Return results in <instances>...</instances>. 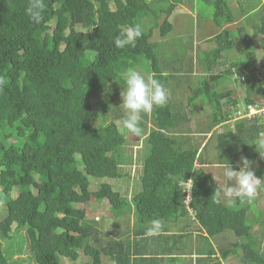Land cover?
<instances>
[{"label":"trees","instance_id":"obj_1","mask_svg":"<svg viewBox=\"0 0 264 264\" xmlns=\"http://www.w3.org/2000/svg\"><path fill=\"white\" fill-rule=\"evenodd\" d=\"M198 1L185 0L187 5ZM152 2L45 0L44 19L37 25L26 14L28 0H0V264H23V241L34 264H59L61 257L73 264H106L109 258L117 264H152L154 257L132 258L140 254L134 243L139 251L153 254L154 241L166 237L168 245L180 237L176 230L187 228L188 210L179 183L188 177L193 181L189 207L195 220L208 233L231 229L247 241L246 257L239 261L264 264V245L255 250L258 239L251 223L241 209L215 202L217 186L211 176V168L232 164L226 160H233L239 147L255 154L264 119L237 118L241 107L219 113L220 94L210 97L215 110L209 116L190 108L180 111L181 103L172 101L142 115V133L149 131L134 160L140 163V188L130 199L106 182V190L89 189L88 176L115 180L129 174L120 169V163L133 160L125 152L132 141L118 127L124 115L118 107L124 70L137 69L147 59L151 74L168 91L171 86V75L158 70L156 43L150 37L157 27L162 35L171 30L168 17L182 0ZM163 3L167 5L160 9ZM150 12L157 18L148 30L141 28L135 46L117 48L114 38L121 30L143 27L142 19ZM159 17H164L163 24ZM225 48L221 43L211 52ZM259 66L254 53H243L225 70L232 78L245 72L242 83L249 96L244 107L264 102V70ZM204 87H198L192 100ZM232 119L233 128L228 122ZM207 134L211 136L203 144ZM104 197L115 216L123 209H132L134 215L132 225L129 220L120 224L118 238L110 241L103 240L101 227L85 207L91 198ZM154 219L161 221L162 230L149 235ZM216 222L223 225L214 226Z\"/></svg>","mask_w":264,"mask_h":264},{"label":"crops","instance_id":"obj_2","mask_svg":"<svg viewBox=\"0 0 264 264\" xmlns=\"http://www.w3.org/2000/svg\"><path fill=\"white\" fill-rule=\"evenodd\" d=\"M184 3L185 6H187L185 0ZM206 5L211 7L210 11L206 10V13L210 15L205 18L202 17L201 19H199L197 15L195 28L192 34L189 35L192 38V43L177 42L176 39L171 37L170 32L174 25L173 22H171V30L167 32L168 36L166 39H170L174 42L171 43L172 48H192L191 53L193 54V58L187 59L183 54L173 50L176 55L174 62L178 64L169 67L161 66L162 68L158 70L176 76L175 73L183 71V69L196 67L197 74H199L203 80H197L195 82L204 84V90L207 89L206 93H208V98L205 99V101L201 99L195 108L196 111L198 109H205L206 111H203V114L209 116V114L215 110V103L211 104L209 102L214 92L222 96L220 101L223 111L219 112L221 114L224 113L225 110L231 111L234 108L242 107L245 99L248 98L249 90L242 83L243 80L240 79V73L245 72H236L235 78H232L225 72L226 69L231 67V63L235 62L237 58H241L240 54L254 53L261 65L259 68L264 70V57L259 59V54L257 53V51L264 50V0H206ZM179 6L185 10L183 0L181 4H177L174 10ZM213 15H216V18ZM181 34L187 35V33L184 32H181ZM228 42L230 45H228ZM221 43L226 46L224 50L217 54L211 52L216 46H221ZM154 51L157 55L158 51ZM193 61L195 63L194 66L190 65ZM172 76H170V78ZM181 80L177 78L174 80L172 77L171 86L168 91L170 96L172 84H176V82L180 84ZM205 81H208L207 85ZM255 98L257 101H262L258 96H255ZM179 103H182V101ZM188 108L189 104L185 103V110L183 111H187ZM228 122L234 125L235 120H228ZM221 124L222 123L219 125ZM216 128H218V125H216L212 131ZM210 136V134H207L203 144ZM239 149L240 151L233 155V160L226 161L232 162L233 165L231 164V166L234 170L238 171L239 166L237 165V161H239L241 157H247L252 161V166L257 165L258 167V169L252 167L255 170L256 176L264 178V156H261V154H264V148L257 147L255 154L249 153L247 151L248 148L239 147ZM249 155H253L254 159H250ZM211 169L214 170L211 173L212 178L213 175H215L220 182V186L223 187L226 181L225 179L220 180L219 178V172H223V169ZM213 183L218 187V181L213 179ZM258 194L259 197L254 198L250 202L240 199L221 202L225 206L233 207L236 210L241 209L243 218H245L247 223H251L250 220H253V224L249 225L251 226L250 231L259 240L254 238L255 250L258 249L257 247H262L261 245H264L262 242V240H264V227L255 222L258 212L264 209V183H262V187L258 190ZM251 205L254 207L253 210H251ZM98 213H100V211ZM113 217L112 215L111 218ZM109 222L110 221H107L105 223ZM186 225H188L187 228L182 227L179 228L180 230H176V233L179 234L180 237L170 242L168 245H166V237L154 241V248H150V251H154L153 254L139 251L138 244L133 242L134 249L140 254H137L136 257L132 256V258L146 259L154 257L152 264H214L216 262L219 264H244L239 260L241 256L246 257L243 245L247 241L244 243L240 241L234 231L226 229L213 234L208 233L199 221H188ZM215 225L222 226L223 224L216 222L214 226ZM106 229L108 230V227H106ZM120 232V230H116L114 237H117ZM162 245L165 247H162ZM81 255L83 257V262L89 261L87 257H84L82 252ZM105 262L106 264H117L114 258L105 259Z\"/></svg>","mask_w":264,"mask_h":264},{"label":"rangeland","instance_id":"obj_3","mask_svg":"<svg viewBox=\"0 0 264 264\" xmlns=\"http://www.w3.org/2000/svg\"><path fill=\"white\" fill-rule=\"evenodd\" d=\"M147 1L150 4L153 3L152 0H147ZM157 4L158 3L155 1L153 4V7L155 8ZM166 5L167 4L163 3V5L159 6V8L160 9L165 8ZM183 6L185 7V10H183L179 6L174 11H172L170 16L168 17L169 22H173L174 24L172 31L170 32V35L172 38L176 39L177 42L192 43V38L189 35L192 34L195 28V24L197 21V18H196L197 15L199 19H201L202 17L205 18L209 16L210 14H207L206 10L210 11L211 7H208L206 5V1L204 0H199L198 3L194 2V4L190 3L187 6H185L184 0H183ZM162 13H165V10H163ZM148 16H149L148 18L147 16H144V18L142 19V21H144L143 27L140 25L144 31L148 30L150 26L152 25L153 21L157 18V15H153V13L151 12L149 13ZM163 20H164V17L163 19L160 18L158 22L160 24H163L164 23ZM157 28H158L157 30L152 29V33L150 37V40L156 43L155 50L158 51L157 67L159 68H161V66L169 67V66H172V65L174 66L178 64L177 62H174V58L176 55L173 50H176L177 52L183 54L184 56L187 57V59L188 58L191 59V57L193 58V54L191 53L192 48H189V49H184L181 47L177 49L172 48L171 43H174V42L170 39H166L168 36V33L165 36H163L160 32L159 27ZM181 32L187 33V35H183L181 34ZM190 65L194 66L195 65L194 61L193 63L191 62ZM137 70L151 74L152 68L150 65V61L142 58L140 61V64L137 65ZM197 73L198 72H196V67H190L188 69H183V71L175 73L176 76H172L171 73L169 74L173 77L174 80L176 78L180 80L182 79V80L180 81V84L178 82H176V84L174 83L172 84L171 97L168 98L167 105L169 104V101H172V103H175V102L177 103V102L182 101V103L178 105L179 106L178 110L180 111L185 110L184 109L185 103H188L190 110L192 111L193 109V112L196 113L195 106L199 103L201 99L205 101V99L208 98V93H206V91L203 89L201 94H198V96L195 97L194 100H192L194 92H196L198 87L204 86V84H199L195 82L197 80H203V78L200 77L199 74ZM211 87H214V86H211ZM118 102L120 105L122 103V99L121 100L119 99ZM203 111L205 112L206 110L198 109L197 113L201 114V112ZM119 112L124 114V110L122 109V107H119ZM194 116L195 115H193V117ZM120 124L121 122L118 124L119 128H120ZM230 127L233 128L234 125L230 124ZM125 136L127 137V139L132 141L131 148L129 147L128 144H126L127 148L125 149V152L128 151L127 154L132 153L133 160L130 163L132 165L131 167L127 165L122 168L123 170L129 172V175H126L124 177H121L115 180H108V179L101 180V179H95L94 177L90 176L89 183L91 179L92 189H97L98 187H100V189L104 188L105 190L107 189L105 182L109 183V185L111 186L113 190L121 192L123 197H125L124 199L127 200V199H130L131 196L140 188L139 186V179L141 175L140 163L138 162V160H136L137 163H135L134 160L135 158L139 156L138 150L144 147L146 143L145 141L146 136H143V137L139 136V138L137 137L138 139H136V137L134 136H129L127 133ZM219 178L220 180L225 179L223 176V172L221 171L219 172ZM258 197H259V194L257 193L255 198H258ZM85 207L87 209L89 217H95V218L99 217L98 221L100 224L99 223L98 224L101 227V233L105 241H110L111 239H113L115 231L119 230V227L121 228L120 224L124 225V222L126 221V219L130 220V223L134 221L133 212L132 211H130V213L125 212L127 211V209H124L125 211H122L120 213L122 217L115 216L111 218L112 212L111 210H109V208H111V205L109 206V204L106 202H96L93 199H91L85 205ZM253 209L254 207L253 205H251V210ZM97 211H100V213H97ZM184 220L187 223L188 219L184 218ZM107 221H110L111 223L110 222L105 223ZM250 221H251V224H253V220H250ZM255 222H257L260 226L264 227V209L258 212ZM106 227H108V230L106 229ZM155 235H158V234H155ZM22 248H23V251L21 252L22 254L20 256L25 260L23 264H34L33 261L29 257H27V252H26L24 241L22 242ZM14 257H18V256L15 255ZM59 259H60L59 264H73V261H70L68 258L61 257Z\"/></svg>","mask_w":264,"mask_h":264},{"label":"clouds","instance_id":"obj_4","mask_svg":"<svg viewBox=\"0 0 264 264\" xmlns=\"http://www.w3.org/2000/svg\"><path fill=\"white\" fill-rule=\"evenodd\" d=\"M45 8V0H28V5L25 11L26 14L29 16L30 20L38 25L41 24L44 19ZM148 15L147 18L149 17ZM160 18L161 17L157 19V22L160 20ZM152 24H154V21ZM141 36L142 29L140 25L129 26L127 28L122 29L121 32L114 38V44L117 48L121 49L127 46H135L137 39H139ZM257 53L259 54V59L261 57H264V50L257 51ZM122 76L124 79L125 87L121 92L120 100L122 99V103L119 105V107H122V109L124 110V115L121 119L119 130L122 132L126 131L129 136H135L136 139H138L139 136H146L149 131L148 130L147 132L142 133V115L151 113L156 107L165 106L168 101L169 92L165 88V86L157 78H155L153 74H148L139 71L134 67H129L125 69L122 73ZM234 76H236V72ZM240 79L243 80V73H240ZM2 83L3 81L2 79H0V84ZM257 104H260V106H264V102H258ZM246 106H242L241 108L245 109ZM255 116H261V118L264 119V112L256 113ZM258 137L259 144L256 145V147L264 148V132H260L258 134ZM261 156H264V154H261ZM120 164V169L127 165H129L130 167L132 165L125 163ZM237 165L239 166L238 171L234 170L230 164L223 168V176L226 181L223 187L220 186L219 180L216 178L215 175H213V179L215 181H218V187L214 191L215 202L217 204L225 200L230 201L234 199L247 200L250 202L256 197L258 190L262 187V183H264V178L256 176L255 170L252 168V161H250L247 157H241V159L237 161ZM89 177L90 176H88V182ZM95 179L103 180L102 178ZM192 183L193 181L191 177L181 180L179 183V190L183 194V205L188 210V216L186 218L189 221H196L194 218L195 212H193L189 207L192 197ZM99 188L100 187H98L97 189H92L90 179L89 189L97 191ZM91 199L96 202H106L110 206V202L106 197L98 201L94 198ZM123 211L125 210L123 209ZM130 211L133 212L132 209ZM130 211L125 212L130 213ZM98 212L99 211H97V213ZM111 214L115 217L113 213ZM93 218L97 220V223H99V217ZM150 223L151 227L147 230L149 235L158 234L162 230V224L159 219H154ZM117 238L118 236L113 237V239ZM103 240L105 241L104 238Z\"/></svg>","mask_w":264,"mask_h":264},{"label":"built area","instance_id":"obj_5","mask_svg":"<svg viewBox=\"0 0 264 264\" xmlns=\"http://www.w3.org/2000/svg\"><path fill=\"white\" fill-rule=\"evenodd\" d=\"M264 112V106H260V104H250L247 105L245 109H241L236 111L237 118H247L250 119L252 116H255L256 113Z\"/></svg>","mask_w":264,"mask_h":264}]
</instances>
